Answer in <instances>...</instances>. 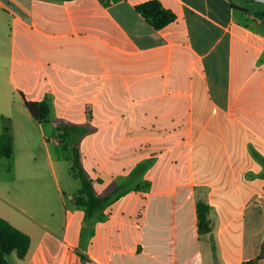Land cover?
I'll return each mask as SVG.
<instances>
[{
  "label": "crops",
  "instance_id": "crops-1",
  "mask_svg": "<svg viewBox=\"0 0 264 264\" xmlns=\"http://www.w3.org/2000/svg\"><path fill=\"white\" fill-rule=\"evenodd\" d=\"M147 1L0 0V118L14 151L19 137L40 143L58 180L50 145L78 144L97 193L122 188L89 217L81 183L70 206L61 195L59 221L47 208L38 223L0 194V216L32 240L8 264H264V3L159 0L177 18L157 30L137 11ZM24 98L48 102V120ZM32 159L12 182L42 183Z\"/></svg>",
  "mask_w": 264,
  "mask_h": 264
},
{
  "label": "trees",
  "instance_id": "trees-1",
  "mask_svg": "<svg viewBox=\"0 0 264 264\" xmlns=\"http://www.w3.org/2000/svg\"><path fill=\"white\" fill-rule=\"evenodd\" d=\"M237 10L247 12L246 9L234 5ZM137 11L142 14L147 21L157 30L165 28L174 22L177 15L164 8L159 0H150L137 6ZM27 109L32 117L39 121H47L51 114V106L45 101H31L24 98ZM74 152L73 173L74 176L81 180L82 187L79 191L78 203L86 208L89 217L102 211L115 196L122 190L116 189L113 193L99 195L94 187V181L91 180L81 168V152L78 144L72 148ZM14 152V139L10 129L7 127L0 138V159L3 157L11 158ZM210 206L200 202L199 210V227L201 233L210 231L209 213ZM31 237L29 234L14 226L10 221L0 216V264H8V258L16 253L20 259H24L31 247ZM84 258V257H83ZM85 259V258H84ZM253 264V263H247Z\"/></svg>",
  "mask_w": 264,
  "mask_h": 264
},
{
  "label": "rangeland",
  "instance_id": "rangeland-1",
  "mask_svg": "<svg viewBox=\"0 0 264 264\" xmlns=\"http://www.w3.org/2000/svg\"><path fill=\"white\" fill-rule=\"evenodd\" d=\"M251 5H254V3ZM260 5L264 8V4ZM34 123L36 122H31L29 128L37 130V127L35 126L37 124ZM0 124H2L3 127H8L10 131H12V125L9 120L0 118ZM22 144L21 138L19 137V142L15 146L16 148L13 157H3L0 159V194L5 195L6 191L10 192V197H5L6 199L9 198L8 200H18L13 199L12 197L13 195H16L19 197V201H24L28 205V207L24 208H32L34 211L27 209L28 211L26 215L29 219H31L30 221L38 223L46 220L44 219V216L47 208H54L56 210V213L59 214V217L57 218L58 220H56L59 221V219H61L60 217L63 215V205L62 200L60 199L61 195L65 197L66 203L70 206V196H73L81 185V180L74 176L72 170L74 164H72L74 160V152L64 146L58 147L54 144L50 145V151L54 157L55 167L57 169V180L56 176H54V173L47 165V150L42 148L40 143L31 144L27 147ZM30 155L33 156L32 160L35 158L37 161L35 166L44 165L41 169L44 170V180L41 181L42 183L37 185L33 183L34 179L32 180V178L12 182L11 179L16 171L15 164L21 162L24 157ZM35 166H33V168ZM6 202V205H10L8 201ZM16 206L19 211L24 210L22 209V203L19 202Z\"/></svg>",
  "mask_w": 264,
  "mask_h": 264
},
{
  "label": "water",
  "instance_id": "water-1",
  "mask_svg": "<svg viewBox=\"0 0 264 264\" xmlns=\"http://www.w3.org/2000/svg\"><path fill=\"white\" fill-rule=\"evenodd\" d=\"M253 1L264 3V0H253Z\"/></svg>",
  "mask_w": 264,
  "mask_h": 264
}]
</instances>
